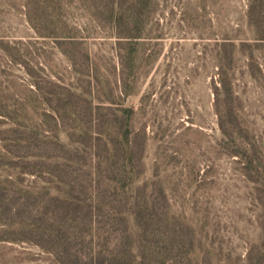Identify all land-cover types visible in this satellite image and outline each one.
I'll list each match as a JSON object with an SVG mask.
<instances>
[{
    "label": "rangeland",
    "instance_id": "374dc122",
    "mask_svg": "<svg viewBox=\"0 0 264 264\" xmlns=\"http://www.w3.org/2000/svg\"><path fill=\"white\" fill-rule=\"evenodd\" d=\"M0 264H264V0H0Z\"/></svg>",
    "mask_w": 264,
    "mask_h": 264
}]
</instances>
